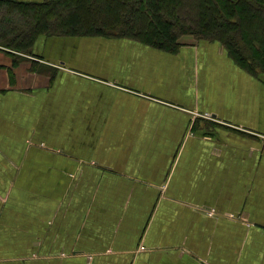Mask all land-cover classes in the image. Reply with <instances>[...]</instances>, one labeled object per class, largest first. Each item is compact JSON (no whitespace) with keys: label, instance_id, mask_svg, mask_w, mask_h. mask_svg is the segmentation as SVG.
<instances>
[{"label":"crops","instance_id":"0c3cea01","mask_svg":"<svg viewBox=\"0 0 264 264\" xmlns=\"http://www.w3.org/2000/svg\"><path fill=\"white\" fill-rule=\"evenodd\" d=\"M181 44L0 53V264H264V81Z\"/></svg>","mask_w":264,"mask_h":264},{"label":"trees","instance_id":"16d2710c","mask_svg":"<svg viewBox=\"0 0 264 264\" xmlns=\"http://www.w3.org/2000/svg\"><path fill=\"white\" fill-rule=\"evenodd\" d=\"M40 37L125 39L170 54L191 37L220 44L264 81V0H0V53L52 76L53 67L27 59Z\"/></svg>","mask_w":264,"mask_h":264},{"label":"rangeland","instance_id":"374dc122","mask_svg":"<svg viewBox=\"0 0 264 264\" xmlns=\"http://www.w3.org/2000/svg\"><path fill=\"white\" fill-rule=\"evenodd\" d=\"M194 40V39H193Z\"/></svg>","mask_w":264,"mask_h":264}]
</instances>
